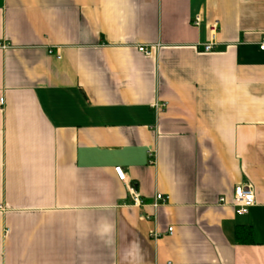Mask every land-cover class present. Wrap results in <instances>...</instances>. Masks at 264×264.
Masks as SVG:
<instances>
[{"label":"crops","instance_id":"0c3cea01","mask_svg":"<svg viewBox=\"0 0 264 264\" xmlns=\"http://www.w3.org/2000/svg\"><path fill=\"white\" fill-rule=\"evenodd\" d=\"M263 38L264 0H0V264H264Z\"/></svg>","mask_w":264,"mask_h":264},{"label":"built area","instance_id":"2783aa9c","mask_svg":"<svg viewBox=\"0 0 264 264\" xmlns=\"http://www.w3.org/2000/svg\"><path fill=\"white\" fill-rule=\"evenodd\" d=\"M202 21V17L201 15H197L194 17V21L193 23L195 25H200ZM217 22H214L212 24L209 25V29H210V40L203 44V49L204 51H211L214 47V40H215V36H216V31H217ZM0 46L5 47L4 44L0 43ZM260 48L262 50H264V38L260 44ZM140 50L142 52H144L145 54H150V48L148 46H140ZM50 53H54L53 49H50ZM57 58H61L60 54H56ZM160 105L156 104V107H158ZM3 110V100H0V111ZM150 157H154V152L150 151ZM118 178L123 181V182H127V175L125 173V171L123 170V168L121 166H116L114 168ZM130 189V194L133 200V203L135 204H141V198L139 193L137 192V190L135 189V187L133 185L129 186ZM166 200V198L162 195V194H157L155 197V201H154V206L158 207V205L162 202H164ZM226 198L224 196H222L219 199V203L221 204H225L226 203ZM232 203L233 206L235 207V210L237 213L239 214H243L246 213L248 211V209L250 207H252L255 203V191L254 188L252 186V184L248 183V184H239L235 187L234 190V195H233V199H232ZM0 208H2V206L0 205ZM169 233L173 232V227H169L168 228Z\"/></svg>","mask_w":264,"mask_h":264},{"label":"trees","instance_id":"16d2710c","mask_svg":"<svg viewBox=\"0 0 264 264\" xmlns=\"http://www.w3.org/2000/svg\"><path fill=\"white\" fill-rule=\"evenodd\" d=\"M236 240L239 243L245 242V241H252V232L251 228L243 226V227H238L236 229Z\"/></svg>","mask_w":264,"mask_h":264}]
</instances>
